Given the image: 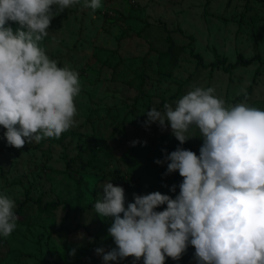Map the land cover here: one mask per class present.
I'll return each mask as SVG.
<instances>
[{
    "label": "rangeland",
    "instance_id": "obj_1",
    "mask_svg": "<svg viewBox=\"0 0 264 264\" xmlns=\"http://www.w3.org/2000/svg\"><path fill=\"white\" fill-rule=\"evenodd\" d=\"M82 4L54 16L41 42L59 67L79 73L76 125L21 149L7 144L0 126V195L14 200L17 217L13 233L0 236V264H105L95 249L117 247L108 234L113 220L94 212L106 182L124 188L126 207L135 195H179L183 177L170 178L167 163L156 161L177 148L200 155L203 139L193 126L195 137L181 145L170 124L147 125L151 108L175 107L199 86L214 88L226 106L264 110V0H101L95 12ZM219 60L227 61L212 66ZM241 88L247 98L237 95ZM69 202L79 209L69 211ZM165 264L199 262L189 244Z\"/></svg>",
    "mask_w": 264,
    "mask_h": 264
},
{
    "label": "clouds",
    "instance_id": "obj_2",
    "mask_svg": "<svg viewBox=\"0 0 264 264\" xmlns=\"http://www.w3.org/2000/svg\"><path fill=\"white\" fill-rule=\"evenodd\" d=\"M81 0H0V126L9 146L60 138L77 121L75 99L81 93L79 73L59 67L41 42L54 16ZM57 9L54 11V7ZM95 12L101 0H83ZM9 22L19 25L16 31ZM212 87H195L164 111H146L147 125H168L181 145L199 129L198 156L177 148L165 155L167 173L183 177L179 195L153 192L135 195L125 206V190L103 184L94 204L101 218H111L108 234L116 248H96L105 264L127 257L143 264L179 260L189 244L199 264H264V110L247 103L227 105ZM247 98L246 89L237 95ZM138 141H133L136 146ZM146 143V142H145ZM175 192V186L171 189ZM166 210L156 211L161 205ZM15 202L0 195V236L16 229ZM83 238V234H80ZM72 249L70 255H75Z\"/></svg>",
    "mask_w": 264,
    "mask_h": 264
},
{
    "label": "trees",
    "instance_id": "obj_3",
    "mask_svg": "<svg viewBox=\"0 0 264 264\" xmlns=\"http://www.w3.org/2000/svg\"><path fill=\"white\" fill-rule=\"evenodd\" d=\"M220 59V58H219ZM226 61L227 60H222V61H218V62H216V63H214L212 66H215V67H218V66H224L225 65V63H226ZM238 63L240 64V63H243L242 62V57H240V59L238 60ZM148 150H149V148H148ZM187 150H191L190 148H188ZM191 151H193V150H191ZM193 152H195L197 155H199L198 153L199 152H196V151H193ZM135 153H136V150H135ZM149 165V164H148ZM179 173V172H178ZM168 176L170 177V178H173V177H175L176 176V174L175 173H170V174H168ZM68 209H69V211H73V210H78L79 208L77 207V205H75V204H73V203H71V202H69L68 203ZM194 247V246H193ZM195 249V248H194Z\"/></svg>",
    "mask_w": 264,
    "mask_h": 264
}]
</instances>
